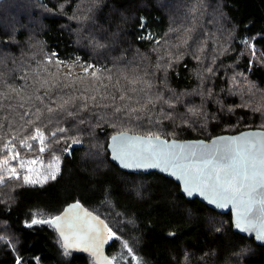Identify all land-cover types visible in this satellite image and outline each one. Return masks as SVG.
Segmentation results:
<instances>
[{
  "label": "trees",
  "instance_id": "16d2710c",
  "mask_svg": "<svg viewBox=\"0 0 264 264\" xmlns=\"http://www.w3.org/2000/svg\"><path fill=\"white\" fill-rule=\"evenodd\" d=\"M193 7L197 11L191 14ZM185 27H194L193 40L200 36L199 44L191 46L189 41L190 46L176 48L173 45L179 41L171 30ZM149 35L152 39H141ZM54 52L65 61L78 58L111 69L112 81L106 79L107 71L101 76L110 85L106 93L101 89L109 97L101 104L139 107L137 100L143 105L162 95L176 108L156 101L140 114V121H116L111 109L97 107L98 115L90 116L89 100V110H82L80 116L48 125L46 133L56 126L67 127L69 131L59 135L77 137L81 143L73 145L70 157L65 156L63 143L52 144L44 153L35 142L31 152L21 149L26 158L41 156L47 164L59 156L62 169L56 179L42 185L20 180L0 187V264H16L17 257L21 264H97L89 254L65 249L54 225L32 224L34 219L57 217L72 202L105 219L121 237L111 240L108 248L117 264H137L123 241L142 264H264V246L234 232L231 213L187 199L181 186L165 175L121 170L108 151L111 136L124 131L167 140L210 141L222 134L264 130L262 112L239 107L245 101L255 107L264 95V0H0V71L8 83L35 86L47 75L45 67L54 71L46 59ZM61 72L66 73L65 68ZM133 73L153 87L146 92L126 91L144 87L121 78ZM241 73L256 86L251 99L242 97L233 85L232 77L242 80ZM118 78L119 91L111 86ZM97 87L99 82L93 80L78 83L75 88L81 91H65L95 95L83 90ZM31 92L27 88V94ZM121 94L132 100L121 101ZM29 107L33 104L25 105ZM161 107L173 113L175 122L164 119ZM186 108L201 112L195 122L186 124L175 116ZM84 116L89 119L79 123ZM149 117L162 123H148ZM26 128L25 124L20 133L26 135Z\"/></svg>",
  "mask_w": 264,
  "mask_h": 264
},
{
  "label": "snow or ice",
  "instance_id": "6c2138e0",
  "mask_svg": "<svg viewBox=\"0 0 264 264\" xmlns=\"http://www.w3.org/2000/svg\"><path fill=\"white\" fill-rule=\"evenodd\" d=\"M197 11L195 7L191 9V14ZM194 23V16L191 21ZM176 33V39L179 43L174 44L176 48L188 47L189 41H193V45L197 46L200 41V36H196L193 40L194 27L174 28L171 30ZM202 35V33H201ZM141 39H152L149 35L141 37ZM243 43L247 44L245 40ZM198 51H203L202 47ZM253 55L255 50L253 48ZM199 59V57H196ZM48 65H51L54 71H50L48 67L44 68V73L47 75L43 79L35 81V86L25 85V87H15L8 83V80L3 71H0V187L9 186V181H20L24 184L35 185L47 182L49 179H56L60 171V157L53 156L55 163L45 164L42 157L26 158L22 155L21 149L31 152L33 150V142L38 145L40 153L50 151L52 144H66L67 147L62 150L71 154L73 145L81 143L77 137H62L59 134H64L69 131L67 127L56 126L54 130L45 132L48 125L59 124L66 117L80 116L81 111L89 110V100L92 101L93 110L89 113L90 116L98 115L94 109L97 107L111 109V116L116 121L136 120L140 121L143 117L141 113L148 111V105H154L156 101H162L167 105L168 109H175L176 104L165 99L162 95H158L156 100L149 98L147 104H140L137 100L136 104L139 107L130 106L128 103L116 105L113 103H103L100 101L108 100L107 94H101V89L106 90L109 84L103 83L102 74L107 71L106 79L113 80L111 69L105 67H96L94 64H80L78 58H75V63L80 64L84 68V73L78 77H74L72 71L62 73L61 69L69 67V63L59 58L58 53H52L47 58ZM91 70V71H90ZM212 72V68L207 69ZM100 74V75H98ZM37 75L43 76L42 73ZM147 75V73H145ZM243 79L232 77L233 85L238 89L241 96L249 95V99L256 95V86L247 81V77L240 74ZM124 81L131 85H144L139 89L132 87L126 91L132 93L146 92V89H151L153 85L136 74L122 75ZM24 79V77H20ZM97 81L99 87L95 89L85 88L83 91H95V95H74L72 92L65 91L66 89H76L75 86L83 84L86 81ZM244 83L245 88H240V84ZM112 87L120 90V78L116 79ZM31 87L32 92L27 94V88ZM39 89H45L42 95H38ZM55 97V98H53ZM112 101L116 100V96L112 95ZM121 101H131L132 96L121 94ZM47 100V102H45ZM39 102V103H36ZM32 103L33 107L25 109V105ZM239 107H250L253 111H259L264 114V95H261L256 106L253 107L248 101H245ZM25 109L24 111H17ZM230 111L232 109H229ZM161 114L166 120H174V115L171 112H164L163 107L160 109ZM107 115V113H104ZM104 115L100 116L103 120ZM201 115V112L194 108H186V112L175 113V116L183 119L184 123L189 120L194 121V118ZM206 115V114H205ZM89 119L88 116L81 117L79 123L83 124ZM23 121V124H19ZM148 123H162L159 120L148 119ZM17 124L19 128H17ZM28 128L24 129L26 135L21 134L19 129H23L24 125ZM114 126V125H113ZM113 151L116 153L115 158L121 160H136L144 161L158 160L161 163L177 167L182 173V178L188 185V191L194 189L196 191H207L213 202L219 203L220 207H225L228 204L235 205L237 209L238 223L240 227L242 223L251 226L253 218L264 213V208L259 207L264 201L261 196L264 195V144L245 135L243 138H231L226 143L218 145L213 142L211 146L205 144H179L173 142L169 145L166 141H160L159 136L148 135L140 137H129L128 133H119L113 136ZM125 140L134 141L131 144L122 143ZM159 164L147 163H124V167H158ZM41 169H44L42 172ZM79 204L72 206L73 209L80 208ZM85 218H76L69 221L67 217L57 216L53 219H34L32 224H50L56 225L61 229V235L65 240V247H81L86 246L87 250L92 251L98 258L101 257L100 249L103 243L109 240L120 241L121 237L107 228V225L100 221L98 217H92L90 213L85 212ZM65 220L62 225L61 221ZM90 221H95L92 223ZM31 225H29L30 227ZM105 230L107 234H105ZM258 239H264V235L258 236ZM123 247L132 255V258L137 261V264L142 262L133 254V249L129 247L127 241H123ZM21 257H17L16 264H21ZM108 264H112L111 261Z\"/></svg>",
  "mask_w": 264,
  "mask_h": 264
},
{
  "label": "water",
  "instance_id": "95a60500",
  "mask_svg": "<svg viewBox=\"0 0 264 264\" xmlns=\"http://www.w3.org/2000/svg\"><path fill=\"white\" fill-rule=\"evenodd\" d=\"M120 133H128L129 137H140V136H145L141 134H136L132 132H120ZM119 133L114 134L111 136H117ZM245 135H247L249 138L255 139L257 141H260L262 144H264V130L263 129H249L245 130L242 132H239L237 134H222L214 137L210 141L204 140V139H171L167 140L166 138L160 137V141H157L156 143L159 144L161 141H166L169 145H171L173 142H177L179 144H194V145H199V144H205L211 146L213 142H217L218 145L221 143H226L228 142L231 138H243ZM110 138L109 143H108V151L110 153V160L116 164L121 170L127 171V172H142V173H151V172H157L159 174L165 175L166 177L174 180L181 186V193L190 200L198 199L199 201L203 202L204 204L208 205L210 208L223 213H231L232 215V223H233V230L236 233H239L243 236H247L248 238H254L257 244L263 245L264 246V239H258V236L264 235V213H261L258 217H255L251 221V226L248 224L242 223L240 227L237 226L238 223V216H237V209L235 205L233 204H228L225 207H220L219 203L213 202V197L210 196V194L207 191L201 192V191H196L192 190L191 193L188 191V185H186L185 180L182 178V173L178 170L177 167L170 166L165 163H161L158 160H148L144 161L141 159H136L132 160L129 159L127 161L121 160V159H116V153L113 151L112 145L113 141ZM122 143L124 144H131L134 143V141L130 140H125ZM75 147L73 146V150L71 154L65 153V156L70 157L73 155ZM147 163V164H159L158 167H130L126 168L124 167V163ZM261 200L264 201V195L261 196ZM75 204H79L81 207L77 209H73L72 206ZM259 207L264 208V203L259 205ZM85 212L90 213L92 217H98L100 221H103L105 225H107V228H110L108 223L106 222L105 219L88 209L86 206H84L80 202H72L68 205L65 206L63 211L58 215L61 217H67L69 221H73L76 218L84 219ZM92 223H95V221H90ZM65 223V220L62 219L61 224L63 225ZM60 238L62 239V243L65 247V240L64 237L61 235V229L60 227L54 225ZM111 229V228H110ZM105 234H107V231L105 230ZM111 244V240L106 241L103 243L100 249L101 257L104 259L98 258L96 255L93 254L92 251L87 250L86 246H81V247H71V248H66L69 251H74V252H79V253H86L89 254L97 264H108L109 261L112 262V264H117L113 261V259L110 257L108 253V248Z\"/></svg>",
  "mask_w": 264,
  "mask_h": 264
},
{
  "label": "rangeland",
  "instance_id": "374dc122",
  "mask_svg": "<svg viewBox=\"0 0 264 264\" xmlns=\"http://www.w3.org/2000/svg\"><path fill=\"white\" fill-rule=\"evenodd\" d=\"M79 61H80V59H79ZM82 61H84V60H82ZM81 61V62H82ZM68 63H69V67H65V72L67 73V72H69L70 70L72 71V74L74 75V76H78V75H80V73L79 74H75V69H74V66L77 64V63H75V59L74 60H71V61H67ZM85 62H87V63H90V64H94V65H96V67H98L99 66V64H97V63H95V62H93V61H85ZM41 157V156H40ZM45 162V161H44ZM51 163H55V161L53 160ZM46 165H47V163H45ZM59 167H60V171H59V173L57 174V176H59V174H60V172H61V169H62V160L60 159V163H59ZM41 171L43 172L44 171V169H41ZM56 176V177H57ZM43 184V183H42ZM42 184H35V185H42Z\"/></svg>",
  "mask_w": 264,
  "mask_h": 264
},
{
  "label": "built area",
  "instance_id": "2783aa9c",
  "mask_svg": "<svg viewBox=\"0 0 264 264\" xmlns=\"http://www.w3.org/2000/svg\"><path fill=\"white\" fill-rule=\"evenodd\" d=\"M74 60V59H73ZM83 59H80V64H84V65H87V64H90V63H87L85 61H82ZM71 61V60H69ZM82 61V62H81ZM80 64H76L74 66V69H75V74H79V73H84V68L80 66ZM91 71V70H90Z\"/></svg>",
  "mask_w": 264,
  "mask_h": 264
},
{
  "label": "bare ground",
  "instance_id": "6f19581e",
  "mask_svg": "<svg viewBox=\"0 0 264 264\" xmlns=\"http://www.w3.org/2000/svg\"><path fill=\"white\" fill-rule=\"evenodd\" d=\"M81 74V73H80Z\"/></svg>",
  "mask_w": 264,
  "mask_h": 264
}]
</instances>
